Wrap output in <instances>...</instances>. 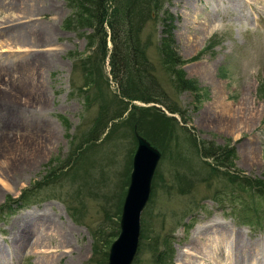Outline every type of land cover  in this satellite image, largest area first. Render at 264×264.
Listing matches in <instances>:
<instances>
[{
    "label": "rangeland",
    "instance_id": "rangeland-1",
    "mask_svg": "<svg viewBox=\"0 0 264 264\" xmlns=\"http://www.w3.org/2000/svg\"><path fill=\"white\" fill-rule=\"evenodd\" d=\"M162 9L174 19L185 78L198 86L195 95L173 91L155 49L157 23L146 22L140 39L152 42L147 60L178 110L169 122L172 133L149 113L140 126L128 110L95 145L84 143L71 168L61 172L80 140L92 134L98 104L106 103L112 115L121 111L108 103L115 84L85 88L72 68L67 55H85V41L62 29L69 15L64 0H0V264H98L119 233L139 127L160 159L139 216L132 264H155L156 257L160 264H208L201 255L190 262L181 258L198 249L203 255L202 244L215 231L240 234V245L254 246L258 255L237 264H264V216L256 215L264 212V199L221 174L264 176V0H165ZM84 88L90 89L85 99ZM193 140L196 147L228 144L232 168L202 161ZM254 204L258 212L251 210ZM39 239L41 246L34 244ZM213 249L214 264L236 263L217 244Z\"/></svg>",
    "mask_w": 264,
    "mask_h": 264
},
{
    "label": "trees",
    "instance_id": "trees-1",
    "mask_svg": "<svg viewBox=\"0 0 264 264\" xmlns=\"http://www.w3.org/2000/svg\"><path fill=\"white\" fill-rule=\"evenodd\" d=\"M164 1L64 0L66 7L69 9V15L61 23L62 29L67 32L70 31L85 41V55H80V57L73 53L67 55L68 59L70 58L72 61V68L78 70L81 78L86 81L83 84L85 88H94L101 91L102 86H107L109 80L113 82L116 90L113 94H110L111 101H108V103L118 104L121 111L112 115L108 112L110 110L107 109L105 102L103 108L98 104L97 116L93 120L94 129L90 130L92 134L84 140H80V145L77 146L76 152H74L77 154L72 155V159L69 157L58 167L61 172H66L71 168L70 165L74 164L80 156L78 152L81 149L83 150V145L87 143L95 145V141L104 134L105 129L110 124L111 128L107 130L106 135L112 132L118 125L116 121H120L119 119L128 110L129 117L133 116L135 120L139 119L137 124H140L141 120H145L144 117L149 113L161 129L172 133L171 123L169 122L176 121L173 115H177L178 110L170 103L169 97L166 96L153 74L152 64L147 60L145 50L152 42L147 38L142 43L140 39L146 22L157 23L159 33L158 38L155 39V49L159 56V64H161L164 73L167 74L173 91L177 94L180 92L196 94L197 84L193 80H187L182 71V66L186 62L181 59L177 52L173 38L174 19L166 9H162ZM105 63L108 67L107 75L103 72ZM85 88L83 90L84 99L90 90ZM96 98L100 99L98 95L93 96L94 101L97 100ZM136 103L148 107H136ZM164 111L170 115L168 118L164 116ZM182 122L184 123V121ZM140 128L135 129L137 134L148 141L147 134ZM192 144L202 161H211V163L219 165V167H227V169L232 168L230 161L232 158L229 157L228 144L223 148L214 147L212 143L202 142L196 147L194 140ZM81 154H83L82 151ZM154 173L153 178L157 175L156 172ZM221 174L227 177L226 180L235 185L236 188L257 198L264 199V176L261 179H248L235 176L228 171ZM42 184H45V182ZM37 185L40 186L41 184ZM24 195L26 193L22 194L17 200L20 206L26 202ZM17 201H14V203L17 204ZM251 210L258 212L256 204L252 205ZM2 213L0 211V215ZM256 215L257 219H260L264 216V212ZM241 223L247 224V222ZM92 252L93 256L97 253L95 248ZM106 258L107 253H102L98 264H106ZM155 259V264H160V257Z\"/></svg>",
    "mask_w": 264,
    "mask_h": 264
},
{
    "label": "water",
    "instance_id": "water-1",
    "mask_svg": "<svg viewBox=\"0 0 264 264\" xmlns=\"http://www.w3.org/2000/svg\"><path fill=\"white\" fill-rule=\"evenodd\" d=\"M136 148L131 159L128 187L121 204L119 233L108 248L106 264H132L139 242L140 214L148 201L151 179L160 153L134 131Z\"/></svg>",
    "mask_w": 264,
    "mask_h": 264
},
{
    "label": "bare ground",
    "instance_id": "bare-ground-1",
    "mask_svg": "<svg viewBox=\"0 0 264 264\" xmlns=\"http://www.w3.org/2000/svg\"><path fill=\"white\" fill-rule=\"evenodd\" d=\"M250 155H253V154H250ZM39 222L40 223H38V224L43 225V226L47 223V222H43L41 220ZM48 222H49L48 223L49 229H51V228L56 229L55 227L57 225L55 223H53V221H48ZM210 238L215 240L210 246L212 248V250H209V247H208L207 242H206V241L210 240ZM40 239H42V238H40ZM40 239L38 241L34 242V244L41 246L42 240H40ZM240 240H241L240 234L237 235L236 233H233V232L231 234V233H227V231H225V232L215 231L214 233L207 235L205 242L202 244V248L204 249L203 255L201 254L200 249H198L199 252L195 251L193 253H187V257L185 255H183L184 258L182 256H180L179 258L182 257L181 260L188 258V259H185V261L190 262L193 257H196V255H201L202 258H206V257L208 258V260L206 258V262H208V264H214L215 262L217 263V251H218V249L217 250L213 249L217 244V246L220 249L221 254H224L225 257L232 259L233 263L235 262V259L233 257L236 256V263L235 264H237L239 258H244V260H247L249 256H255L254 254H257V252L254 250L255 248L253 245L252 246L247 245L244 247V246L239 244ZM16 241L18 242V240H16ZM20 244H22L20 246V248H23L25 246V243H23L22 239L20 241ZM194 247L196 248L197 246L195 245ZM187 252H190V251H187ZM189 256H191V257H189ZM211 256H214V257L212 258Z\"/></svg>",
    "mask_w": 264,
    "mask_h": 264
}]
</instances>
